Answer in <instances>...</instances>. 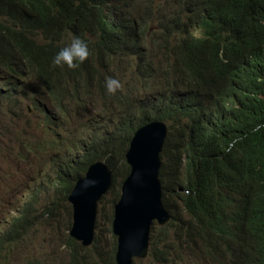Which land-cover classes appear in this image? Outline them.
I'll return each instance as SVG.
<instances>
[{
	"label": "trees",
	"instance_id": "1",
	"mask_svg": "<svg viewBox=\"0 0 264 264\" xmlns=\"http://www.w3.org/2000/svg\"><path fill=\"white\" fill-rule=\"evenodd\" d=\"M151 1L0 0L1 116L19 119L15 110L28 103L39 118L30 129L40 118L62 119L50 117L48 109L98 98L92 74L101 75L95 82L101 93L105 77L121 80L124 67L134 69L127 102L118 98L124 88L105 96L110 105L117 98L126 104L113 132L100 135L99 146L80 161L68 156L54 161L40 187L50 200L41 221L69 231L66 197L86 165L102 156L115 193L129 172L124 155L132 134L147 123L163 122L168 134L158 178L171 219L163 228L153 225L147 259L175 264L182 253L174 258L170 252L178 248L195 256L194 264H264V0H166L162 19ZM150 23L156 25L153 32ZM67 30L70 42L78 36L88 45L84 68L51 63ZM37 31L51 43L31 40ZM153 34L159 36L155 52L145 46ZM93 56L100 68L92 64ZM114 62L118 73H102ZM23 73L35 83H23ZM40 191L28 197L21 216L0 229V262L8 261L26 229L27 213L36 215L31 204ZM113 203L112 196L109 216ZM108 233L110 245L104 249L98 240L82 249L68 238V264H115V239L110 228ZM34 261L56 264L29 263Z\"/></svg>",
	"mask_w": 264,
	"mask_h": 264
},
{
	"label": "water",
	"instance_id": "2",
	"mask_svg": "<svg viewBox=\"0 0 264 264\" xmlns=\"http://www.w3.org/2000/svg\"><path fill=\"white\" fill-rule=\"evenodd\" d=\"M21 107L17 110L30 108V105L24 103ZM148 125L139 128L129 143L125 155L129 173L120 184V197L112 208L110 231L115 239V264H133L136 260H144L149 251L152 225L163 228L170 219L168 211L164 210L161 203L162 191L158 182L161 168L159 156L167 138L166 124L156 122ZM45 145L48 144L37 147L44 151ZM57 147L50 152L60 156L61 152H58ZM71 150L72 147L65 153L69 158H73ZM50 157L49 154L48 159ZM28 159L33 165H37L35 157L29 156ZM48 173L47 169L42 168L35 173V177H31L33 172L29 174L30 178H35V182L39 183V177L46 180ZM111 186V171L104 161L97 160L88 166L84 177L75 182L72 194L67 198L71 206L68 237L82 248H89L93 244L98 203ZM44 225V221L40 220L39 226ZM50 229H55V223ZM183 259L180 256L177 262L181 263Z\"/></svg>",
	"mask_w": 264,
	"mask_h": 264
},
{
	"label": "clouds",
	"instance_id": "3",
	"mask_svg": "<svg viewBox=\"0 0 264 264\" xmlns=\"http://www.w3.org/2000/svg\"><path fill=\"white\" fill-rule=\"evenodd\" d=\"M71 36H72L71 31L67 30V32L63 35V38H61V40L58 42V48L56 50L57 52L51 58V63H52V65H54V67L61 68V69H68V70L76 69L79 66H82L83 68L85 67V66H83V64H80V63H82L84 60L88 61V59L90 57L88 45L83 39H81L78 36H74L70 42L69 37H71ZM30 39L33 40L35 43H38L39 41H41L43 39H45V41L48 44L51 43V40L50 39L47 40L45 35L41 31L34 32L31 35ZM95 41H96L95 38H90V42H95ZM94 57L95 56L91 57L92 64H94L98 68H100L99 65L97 64L99 59L97 57H95L98 60V61H95ZM105 70L108 71V75H109L110 71H113V70H115L118 73L117 63L114 62L108 68L102 69V73H104ZM100 76L101 75L94 73V74H92V77H94V79L89 80L96 87V90L98 92V98L97 99H95V100L83 99V103H82V98H81V99L76 100L77 102H72L70 105H68L70 107L66 106L69 102L60 108H54L53 107L52 112L55 113L57 118L61 117L62 119H59V120L57 119L55 121H45L43 118H40V121H41L40 124L36 128L30 129L29 124H31V125L37 124V121H39L38 120L39 118L36 119L31 115V109L30 108H23L20 111L15 110V111L19 112L21 117L19 119H14V120H16V121L25 120L26 121V123H24L23 125H21L18 128L24 129V125H27V130L22 131V132H24V135H22L21 131H17L15 127H12L11 130H9V131L8 130L2 131L0 138H7V137L14 135L15 144L18 146H22V147L24 145V148H26V154L34 155L33 157H35V159H36L35 163L37 164V165H33L32 162L28 159L29 158L28 155H25V158H23V159H20L16 156L18 161L23 163L24 167L21 168L20 164L15 162L17 165V168H18L17 171L13 170V172L15 174H19V173H28L29 174L30 172H33V176L31 175V177H35V173L42 168L47 169L50 172L54 161L58 160V158H64V156H67L65 153L71 147H72L71 152L73 153V158H71V159L80 161V159L84 158L86 156V154L88 153V151L92 147H98L99 146V142H98L99 139L95 138V141H93V139L89 140L87 137L88 133L96 132L97 134L95 136L97 137L99 134L104 136V133L113 132V130L115 128L114 123L117 121H121L122 113H123V110L126 106V104H123L118 98H120L122 101L127 102L131 95H130L129 91H126L117 98V101L114 104L110 105V103L106 102L107 98H105V96L107 97L108 94H115L117 92V90H119L121 88V83L115 77H105V81L103 82V86H105V88L102 89L101 93H99L98 87H100V84L98 86L99 82L97 84H95V82L100 78ZM88 105H89V108L87 107V109L85 110L84 107L88 106ZM66 108L69 109V112H65ZM62 110L64 111V114L60 113ZM74 115L76 116V118L74 117ZM113 115L114 116L116 115V117L113 118ZM68 116H70V117H68ZM14 120H10V118L8 116V120L4 121V122H5V124H12V122ZM150 123H156V122H150ZM150 123H147L145 125H148ZM157 123H163V122H157ZM145 125H143V126H145ZM4 126L5 125H0V131L4 128ZM143 126H141V127H143ZM105 127H111L112 129H111V131H106V130H104ZM30 132H32V134H29ZM134 133L132 134L131 139L133 138ZM40 135H43V136L40 137ZM131 139H130V141H131ZM130 141H129V143H130ZM45 143L48 145H45L46 148H44L45 149L44 151H42V148L37 147L38 145H42ZM55 146L60 147V148H58V152H61L60 156H58L55 153L50 152V150L52 148H55ZM128 147H129V144H128ZM29 148L31 149L30 152L28 151ZM127 150H128V148H127ZM127 150L125 152V155L127 153ZM49 154L51 155V157L48 159ZM125 155H124V162L126 165ZM97 160H102V161H104V163H106L105 160L102 158V156H100L99 158H96V159L92 160L91 162H89L86 165L87 168L91 163H93L94 161H97ZM0 161L7 162V161H9V159L2 158L0 156ZM87 168H86V170H87ZM86 170H85V172H86ZM109 170L112 173V170L110 168H109ZM128 170H129V168H128ZM85 172L80 178L84 177ZM158 176H159V174H158ZM80 178H78V179H80ZM78 179L74 180V184ZM123 180H121L119 182V189L117 188L115 193L111 192L112 186H113L112 185L109 192H107V194H109V198H106L107 196L105 194L98 203L97 213L103 212L105 202H107V204L109 206L107 214L102 213L105 216V219L109 223V228H110V223L112 220V215L109 216V211L111 210V206H110L109 202L112 200V196H113L114 203L119 200L120 184L123 182ZM158 180H159V178H158ZM112 181H113V173H112ZM45 184L46 183H45L44 177L43 178L39 177V183L35 182V178H30L28 186L23 191V199H21V200L24 202L27 201L28 197L30 195H32L34 192L40 191L41 190L40 187L44 186ZM74 184L72 185L71 190H72ZM71 190H70V192H71ZM40 192H41V194H43L42 190ZM111 194H112V196H111ZM161 195H162V192H161ZM68 196H69V194L66 197V202H67ZM117 196H119L118 199H116ZM39 197L44 200L45 204L50 203V200H49L47 194L40 195ZM114 203H113V205H114ZM161 203H162V201H161ZM3 204H4V202H1V205H3ZM16 204H19V203L17 202ZM113 205H112V208H113ZM11 206H13V204ZM69 207H70V216H71L70 204H69ZM164 210L167 212V210L165 208H164ZM112 213H113V210H112ZM17 215H18V212L15 209V206L13 208H11L10 210H8L7 212L0 211V229H2L5 225H9L11 223V220L13 218L17 217ZM169 215H170V213H169ZM153 225L151 227V231H152V228H153V230H156L155 228L160 229L156 225L154 228ZM62 228H60V229H62ZM49 230H50V228H49ZM150 235H151V233H150ZM68 238L69 237H68V232H67V237L65 240L67 255L69 252L67 249V239ZM76 244H78L80 246L79 243H76ZM93 244H94V241H93ZM93 244L89 248H82L81 246L80 247L82 249H90V248H92ZM106 245H110V242L108 244L106 243ZM115 248H116V246H115ZM149 248H150V246H149ZM181 253L183 255V258L185 256L192 258L191 264L195 263V259H196L195 256H193V255L188 256V251H185V252L181 251ZM147 258H148V255L145 259H147ZM67 261H68V257H67ZM142 261H140L139 263H141ZM50 262H54V261H50ZM114 263H115V261H114ZM175 264H180V263L176 262Z\"/></svg>",
	"mask_w": 264,
	"mask_h": 264
},
{
	"label": "rangeland",
	"instance_id": "4",
	"mask_svg": "<svg viewBox=\"0 0 264 264\" xmlns=\"http://www.w3.org/2000/svg\"><path fill=\"white\" fill-rule=\"evenodd\" d=\"M166 0H152L151 4L154 5L155 10L159 18H163L166 11ZM155 24L150 23L149 27L151 28V32L155 29ZM159 36L157 34H153L151 37L145 42V46L150 51L155 52V43L158 41ZM159 61H157V64ZM118 66V65H117ZM122 79L119 80L121 83V88L126 89L127 91L131 90L132 85L131 81L134 78V69L132 66L124 67L122 69ZM23 83L30 84L34 83V79L30 74L23 73L20 77ZM89 108V107H88ZM4 109V108H3ZM52 109H48V115L54 118V114ZM18 112V111H17ZM19 113V112H18ZM116 115H113L115 118ZM7 121L8 116L5 114L1 116L0 113V121ZM26 123L25 120L16 121L14 120L12 124H5L4 128L0 131L11 130L12 127H15L17 131H21V134L24 135V130H27V125H24V129H20L21 125ZM110 123V122H109ZM29 134H32L30 132ZM96 132L88 133L87 137L89 140H92L96 135ZM99 134L97 138L100 136ZM43 135H40L42 137ZM95 141V139H93ZM57 148H60L59 146ZM30 152L31 149L29 148ZM26 148L22 146H18L14 142V135L7 138H0V156L2 158L9 159L10 161L3 162L0 161V211L7 212L11 208L15 206V209L18 212V215L21 216V213L25 211L24 205L28 203L27 201H22L23 199V191L29 184L30 175L28 173H19L15 174L13 170L17 171L16 163L20 164V167L23 168L24 165L20 161H18L17 157L20 159L25 158ZM17 156V157H16ZM33 157L34 155H28ZM13 160V161H11ZM16 162V163H15ZM54 179V178H53ZM106 198H109V195H106ZM1 202H4L1 205ZM19 204H16V203ZM13 204V206H11ZM62 204V203H60ZM46 207L44 200L39 198L35 202L31 204V208L35 211L36 215L32 218L30 214L27 213L26 216V229L20 234L18 239L13 243L11 247V252L8 254V261H2L0 264H31L30 260H40L41 262L54 261L56 264H68L67 261V250L65 245V240L67 237V232L65 228L56 230H49L48 227H40L39 222L41 220L40 213L43 208ZM10 208V209H9ZM103 214H107L109 206L107 202L104 204ZM101 212L97 213L96 222H95V240H98V246L101 249L105 248L106 243L110 242V236L108 233L109 223L105 219V216ZM39 226V227H38ZM38 228V229H37ZM37 229V230H35ZM175 258L181 252L178 248L171 250L170 252ZM183 256V255H182ZM184 261L180 264H191L192 258L185 256ZM39 261H34V264H38ZM137 261L135 263H139ZM141 264H152L150 260L145 259L141 262ZM221 264V263H219Z\"/></svg>",
	"mask_w": 264,
	"mask_h": 264
},
{
	"label": "bare ground",
	"instance_id": "5",
	"mask_svg": "<svg viewBox=\"0 0 264 264\" xmlns=\"http://www.w3.org/2000/svg\"><path fill=\"white\" fill-rule=\"evenodd\" d=\"M108 24V23H107ZM162 29V28H161ZM147 126H149V125H145V127H147ZM107 129V127H105V130ZM165 131H167V133H168V127H167V125H166V129H165ZM166 133V134H167ZM169 165V164H168ZM159 182V181H158ZM160 184V183H159ZM160 187H161V185H160ZM69 194H72V192L71 193H69ZM75 195H77V194H75ZM106 195H108V194H106ZM170 217V216H169ZM168 222H170V219H168ZM166 226V225H165ZM165 226H163V227H165ZM115 252H116V250H115ZM114 252V253H115ZM137 261H140V259L139 260H136V262ZM135 263V262H134Z\"/></svg>",
	"mask_w": 264,
	"mask_h": 264
}]
</instances>
